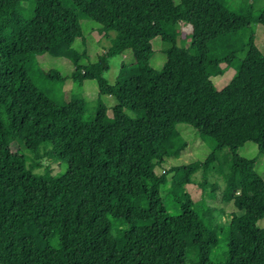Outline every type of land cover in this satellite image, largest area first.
I'll return each instance as SVG.
<instances>
[{
	"label": "trees",
	"instance_id": "trees-1",
	"mask_svg": "<svg viewBox=\"0 0 264 264\" xmlns=\"http://www.w3.org/2000/svg\"><path fill=\"white\" fill-rule=\"evenodd\" d=\"M257 2L0 0V264H264V228L255 226L264 181L254 160L236 153L251 141L264 155V54L250 30L264 27ZM79 15L114 33L85 64L72 47ZM180 24L190 27L187 47L176 42ZM155 37L160 70L149 65ZM125 50L132 60L120 62L110 84L108 58ZM42 53L72 63L68 100L58 96L59 73L38 66ZM227 68L232 77L217 90L210 78ZM85 80L97 86L90 109ZM104 95L115 99L109 108ZM178 123L209 153L157 175V162L176 153ZM48 156L65 168L33 171ZM211 170L222 178L219 200L235 209L223 226L183 187L197 171L204 187Z\"/></svg>",
	"mask_w": 264,
	"mask_h": 264
},
{
	"label": "rangeland",
	"instance_id": "rangeland-1",
	"mask_svg": "<svg viewBox=\"0 0 264 264\" xmlns=\"http://www.w3.org/2000/svg\"><path fill=\"white\" fill-rule=\"evenodd\" d=\"M176 4L178 0H173ZM264 4V0H259L255 4V9ZM26 5V4H23ZM28 15L24 14L26 18ZM78 22L81 30V37L75 38L72 42V47L78 52H84L85 56L81 57L79 62L85 64L87 61L94 62L98 56H100L106 48L110 45L109 37H113V32L107 34L98 31L99 24L96 22L79 15ZM251 32L253 34L254 45L264 54V27L260 24H252ZM190 27L186 24H180L177 31L176 42L179 47H187L190 43ZM150 47L152 54L149 58V65L155 70H160L165 60V55L162 53V43L158 37L153 38L150 41ZM126 54L114 55L108 58V70L103 73L104 78L108 83H113L115 75L117 73L120 62L129 63L132 60L130 50L124 51ZM36 62L41 70L48 71L54 70L62 77V82L58 85V96L64 101L68 100L70 95L75 92L76 84L72 82L70 75L73 70L72 63L64 57L52 56L48 53H42L35 56ZM224 65L221 64V67ZM233 74L232 68H227L221 75L211 77V81L214 87L219 90L225 86L231 79ZM80 95L87 101V108L90 109L93 105L92 100L97 95V86L94 80H85L81 86ZM103 103L109 108L115 103V99L112 96L104 95L101 97ZM110 115V110L107 111ZM130 114V112H128ZM91 115H87L90 118ZM11 148L15 150L24 151L22 146L12 143ZM170 147L176 151L175 154L164 157V159L154 167L155 173L158 175L163 173L172 166L190 163L193 161H202L209 153V144L201 139L196 131L188 124L178 123L175 125V136L170 142ZM25 152V151H24ZM236 153L244 158L254 160V171L264 181V155L257 151L255 143L246 141L243 145L236 149ZM225 154H228L227 149H223L219 153V157L222 158ZM44 166H48L52 173L58 170H63L65 166L60 163L56 157L48 156L41 160V167L35 168L33 171L41 172ZM172 173H168L169 178ZM201 171H197L190 176L189 183L184 185V191L187 192L192 202L200 205H208L212 208L215 216L216 223L220 226L226 224L229 214L235 211L234 207L229 202H221L219 200L220 188L222 187V178L215 171L211 170L207 174V183L204 187L199 186L201 182ZM215 184V190L211 191V185ZM162 190V189H161ZM161 197L164 192L161 191ZM257 228H264V217L258 219L255 222ZM217 257L220 260L226 258V249L220 248L217 252Z\"/></svg>",
	"mask_w": 264,
	"mask_h": 264
},
{
	"label": "crops",
	"instance_id": "crops-1",
	"mask_svg": "<svg viewBox=\"0 0 264 264\" xmlns=\"http://www.w3.org/2000/svg\"><path fill=\"white\" fill-rule=\"evenodd\" d=\"M125 51H128V50H125ZM123 52H124V51H123ZM123 52H122L121 54H126V53H123Z\"/></svg>",
	"mask_w": 264,
	"mask_h": 264
}]
</instances>
